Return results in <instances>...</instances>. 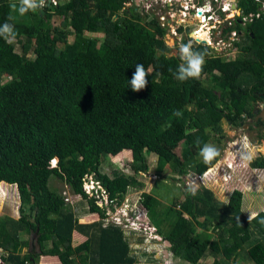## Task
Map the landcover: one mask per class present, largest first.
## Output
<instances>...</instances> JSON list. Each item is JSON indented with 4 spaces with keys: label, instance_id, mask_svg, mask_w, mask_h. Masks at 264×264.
<instances>
[{
    "label": "trees",
    "instance_id": "obj_1",
    "mask_svg": "<svg viewBox=\"0 0 264 264\" xmlns=\"http://www.w3.org/2000/svg\"><path fill=\"white\" fill-rule=\"evenodd\" d=\"M18 2L0 0V24L13 23L15 43L21 45L17 53L15 43L0 38V183L15 186L29 212L21 207L16 220L0 216V264H37L48 256L60 264H136L130 235L143 231L138 233L134 221L123 216V226L106 221L131 189L142 191L134 176L149 172L147 156L157 158L160 174L168 166L184 174L185 157L198 159L200 148L223 133V121L264 130V120L254 121L264 106V13L232 27L242 39L233 42L240 51L235 60L214 56L207 45H192L206 53L203 71L198 79L181 83L174 76L181 60L168 56L165 30L149 28L155 23L143 22L134 6L126 8L128 0H57L43 14L37 10L22 17L10 9ZM239 6L244 15H255L264 0H240ZM10 14L14 19L8 21ZM53 17L60 18L59 26H52ZM138 63L149 72L148 84L133 92L128 81ZM207 77L212 85L204 84ZM185 141L182 158L176 149ZM123 153L132 156L134 176L101 174L103 161ZM217 162L218 157L199 161L195 171L186 172L204 176ZM250 168L264 171V156ZM55 179L99 221L79 223L63 190L53 187ZM90 182L95 188L87 192ZM183 197L163 219L160 200L140 197L148 221L144 226L166 225L156 236L170 243L171 257L186 264H198L207 255L211 264H264V211L246 216L241 190L223 204L208 189ZM198 229L212 230L216 239ZM74 233L85 241L73 246Z\"/></svg>",
    "mask_w": 264,
    "mask_h": 264
},
{
    "label": "rangeland",
    "instance_id": "obj_2",
    "mask_svg": "<svg viewBox=\"0 0 264 264\" xmlns=\"http://www.w3.org/2000/svg\"><path fill=\"white\" fill-rule=\"evenodd\" d=\"M61 1L58 0L59 3L66 2L67 0H63V2ZM232 15L233 14H230L229 17H232ZM142 18L144 22H147L144 17ZM147 20L149 21L148 18ZM60 21L59 17H53L50 23L52 26H59ZM169 24L170 27L164 35L165 43L170 48L168 56H179V48L183 44L191 43V45H197L201 43V41H197V37L194 35L196 33L192 32L196 29V25L189 26L191 33L186 39L184 34L179 36L175 32L177 25L175 22ZM146 25H148V23H146ZM149 28H151V26H149ZM227 31L228 29L216 36H212V34L208 31H205V38L208 42H206L205 45H208L210 49H213L211 53L215 52L216 55H219L224 61L235 60L236 57L239 56L240 52L236 46H233V39H220L227 35ZM186 33L188 32L186 31L185 34ZM85 36L102 39L103 34L85 33ZM229 37H232V34H230ZM72 40L73 36H69L68 42H72ZM237 42L241 43L242 39L235 40L234 43ZM13 43H15V41ZM15 51L17 53H21L20 44L15 43ZM28 57L31 58L33 56L32 54H29ZM202 79L205 85H212L210 77ZM261 105L262 104L259 103L257 107H261ZM221 127L223 129V133L212 136V141L210 143L219 149V155L217 156L218 162L213 165L212 168L204 174V176L199 177L192 174L199 161H202L203 163L205 162L201 156H198V159L196 157L185 160L186 157L183 154V148L187 145L186 141L180 144L178 149H176V153L182 158L185 157V162H183V171L186 172L190 169L194 170L188 174L187 172H184V174L175 173L169 166L160 174L157 169V158L152 155L147 156L149 172L136 176L133 175L129 168V164L132 162V156L130 153H123L120 156L108 158L103 161L100 169L101 174H104L109 178H112L114 173L125 176L133 175L135 180L143 185L142 191L137 189H131L129 191L123 203L117 207L116 210L108 214L109 217L107 218L106 224L115 223L118 226H123L124 222L121 217L127 216L130 218L133 214H135L136 217L138 215L139 219L137 220H139L140 224L143 226L144 222L148 224V221L145 220L146 216L144 209L141 204H139L142 194H150L152 197L157 199V201L160 200L162 202L163 208L160 212L162 219L169 209L178 208L175 204H173L175 200H183V195L189 193H192L193 195H202L204 189L211 190L214 194L215 200L222 204L229 201V198L234 190H241L244 193L243 211L246 216L251 218L260 211H264V171L253 172L250 168L254 159L260 155L264 156V130L261 128L250 130L249 125H243L241 128H234L230 123L225 121H223ZM257 133L263 134V139L261 141L258 140ZM244 138H246V141ZM242 154H250L252 157L251 161L242 162L240 159ZM183 181H186L185 185ZM51 183L53 187L58 189L60 192L63 190L68 203L74 210H76L75 214L78 213L80 218L79 223L92 224L99 221L98 217L88 214L85 202L79 197L73 196L60 181L55 179L52 180ZM89 184V189H91L93 187L92 183L90 182ZM0 188L2 189L1 183ZM2 191L3 195L0 197V216L6 215L16 220L20 215L19 210L21 207H23L25 214L29 212L28 207L21 206L15 186L4 184ZM158 220L159 219L156 217V222H158ZM160 223H162V221ZM140 224L137 226V232L139 233L140 231H143L142 233L144 234H136L135 236L130 235L131 254L136 257V264H186L183 261H179L171 257L168 252V247L165 245L166 240L162 236H156V232L160 230L158 228L164 230L166 225L163 228L161 227L163 224H158V228L153 225L155 230H152L151 228L141 230L143 227ZM197 231L198 234L203 233L205 236H211L212 240L216 239L215 232L212 230L209 231V233H204L200 229ZM23 237L26 238L24 235ZM145 238L147 241L146 243H143ZM84 241L85 239L80 234L74 233L72 238L73 246H76L81 242L83 243ZM28 249H24L23 252L26 253ZM165 251H167L166 255H164ZM1 254L2 251H0V255ZM211 262L212 258L207 255L205 258L201 259L198 264H211ZM37 264H60V262L57 258L48 256L41 257Z\"/></svg>",
    "mask_w": 264,
    "mask_h": 264
},
{
    "label": "clouds",
    "instance_id": "obj_3",
    "mask_svg": "<svg viewBox=\"0 0 264 264\" xmlns=\"http://www.w3.org/2000/svg\"><path fill=\"white\" fill-rule=\"evenodd\" d=\"M50 3L55 4L56 0H19L18 3H12L10 5V9L12 13H16L22 17L29 12H36L37 10H43L48 4L50 5ZM13 19L14 16L10 14L8 16V21ZM0 38L4 39L8 43H13L14 41H16L17 32L15 30V26L13 23H9L6 21L3 24H0ZM205 55H206L205 52L194 51L191 43H186L181 45V47L179 48V58L181 60V63L177 66L175 70L174 73L175 79L180 81L181 83L190 79H198L203 71V66L205 64ZM157 75H159V73H157ZM148 76H149V72L146 71L144 65L139 63L136 64L135 71L130 81H128V87H130L133 92H138L144 89L148 84V80H147ZM260 114H261V109L259 115ZM174 115L180 116L181 113L179 111H176L174 112ZM244 139L246 141V138ZM197 143H199V141H197ZM218 155H219V149L212 144L205 143L200 148V156L205 163L211 162ZM251 158L252 157L250 154H242L240 156L242 162H250ZM89 185L90 184H86L85 186L87 192H91L95 188L93 184L94 188L89 189ZM123 218L126 221H128V219L129 221L133 220L137 226L139 225L138 223L139 220H137L139 219L138 215L137 217H135L134 215V217H130V218H128L127 216H123ZM261 223H264V221H261ZM143 229L146 230L148 228L144 227L141 230Z\"/></svg>",
    "mask_w": 264,
    "mask_h": 264
},
{
    "label": "built area",
    "instance_id": "obj_4",
    "mask_svg": "<svg viewBox=\"0 0 264 264\" xmlns=\"http://www.w3.org/2000/svg\"><path fill=\"white\" fill-rule=\"evenodd\" d=\"M160 1L162 5H164L165 2L174 5L172 9L166 12L167 14V16H165V19L167 18L166 21L172 19L174 23L177 22L176 19L178 18L181 19L188 18L193 21V25L196 26L198 25L196 29L192 31L193 33H198L202 30V32L208 31L210 34H212V31L214 30L215 31L214 34L216 36L217 34H220L224 32V30L226 31L228 29L226 36L232 34V37H229L230 39L232 38L234 39L236 36V33L232 30L233 27L232 20L229 21L225 19L224 21H222L221 19H217L216 17L218 10L227 11L230 9L231 3H229V0H223L224 4L222 5V9H220L219 7V3L222 0H160ZM146 8L147 10H149L148 6ZM211 20L213 22L211 24H208V22ZM220 39H224V38H220ZM91 183L93 186V182ZM92 188H94V186ZM103 202H100L99 205L102 206Z\"/></svg>",
    "mask_w": 264,
    "mask_h": 264
},
{
    "label": "flooded vegetation",
    "instance_id": "obj_5",
    "mask_svg": "<svg viewBox=\"0 0 264 264\" xmlns=\"http://www.w3.org/2000/svg\"><path fill=\"white\" fill-rule=\"evenodd\" d=\"M256 1H259V0H256ZM239 2H240V0H229V3H231L230 9L227 11L218 10L217 15H216L217 19H221L222 21H224L225 19H227L229 21L232 20L233 26L235 25V23L247 25L248 22L252 21L253 17H258L260 15V13H264V7H260L258 10L259 13L255 14V15L252 13L244 15L240 6H239ZM223 4L224 3L222 0L219 3L220 9H222ZM47 6H49V4ZM130 6L131 7L134 6L137 9L138 14L141 17H144L148 23H151V24L155 23V25H154L155 27L151 26V28H156V27L157 28H163L165 30V33H166V31L170 27V24L168 22L173 23L172 19H169L170 21L169 20L166 21V19H165V16H167L166 12H168L170 9H172V7H174L173 4H169L168 2H165L164 5H162L160 0H148V2H147V0H128V2L125 4V7L128 8ZM147 6H148L149 10H147V8H146ZM230 14H233L232 17H229ZM249 15H252V16H249ZM147 18L149 19V21L147 20ZM212 22L213 21L211 20L208 22V24H211ZM183 23L184 22H180V23L176 22L177 25H176L175 32L179 36H182V34H184V35H187V37H188V35L191 33V30H189V26H187ZM186 31L188 33L185 34ZM214 32L215 31L213 30L212 36H215ZM165 33H164V35H165ZM229 36H227L228 37L227 39H229ZM163 39H164V37H163ZM199 39H203V36H201ZM224 39H226V38L224 37ZM235 40H239L237 34H236L235 38L233 39V41H235ZM212 54L214 56H219V55H216L215 52H213ZM261 96H262L261 98L264 97L263 95H261ZM263 108L264 107L261 108V112H262ZM259 119L264 120V118L263 119L259 118ZM257 120H258V118L254 119V121H257Z\"/></svg>",
    "mask_w": 264,
    "mask_h": 264
},
{
    "label": "water",
    "instance_id": "obj_6",
    "mask_svg": "<svg viewBox=\"0 0 264 264\" xmlns=\"http://www.w3.org/2000/svg\"><path fill=\"white\" fill-rule=\"evenodd\" d=\"M40 13L41 14H43L44 12H43V10H40ZM200 14V13H199ZM205 41H201V43L200 44H203V45H205ZM262 97V96H261ZM264 98V97H263ZM259 118H263L264 117V109L262 110V112H261V114L258 116ZM31 245L32 246H34V240H32V243H31ZM165 245H166V247H170L171 245H170V243L168 242V241H165ZM167 254V251H165L164 252V255H166Z\"/></svg>",
    "mask_w": 264,
    "mask_h": 264
},
{
    "label": "crops",
    "instance_id": "obj_7",
    "mask_svg": "<svg viewBox=\"0 0 264 264\" xmlns=\"http://www.w3.org/2000/svg\"><path fill=\"white\" fill-rule=\"evenodd\" d=\"M176 21L179 23V22H184L183 24L187 25V26H192L193 24V21L188 19V18H185V19H181V18H178L176 19ZM176 23V22H175ZM1 184H2V189L4 187V184H6L5 182L1 181Z\"/></svg>",
    "mask_w": 264,
    "mask_h": 264
},
{
    "label": "bare ground",
    "instance_id": "obj_8",
    "mask_svg": "<svg viewBox=\"0 0 264 264\" xmlns=\"http://www.w3.org/2000/svg\"><path fill=\"white\" fill-rule=\"evenodd\" d=\"M195 35V37H197L196 39H197V41H205V42H207V40H206V33H205V31L204 32H202V30L200 31V32H198V33H196V34H194ZM201 36H203V39H199ZM208 43V42H207Z\"/></svg>",
    "mask_w": 264,
    "mask_h": 264
}]
</instances>
